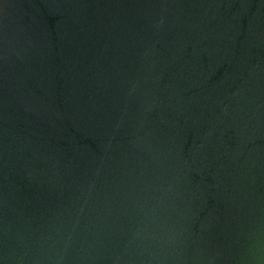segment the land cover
Here are the masks:
<instances>
[{
    "label": "water",
    "instance_id": "1",
    "mask_svg": "<svg viewBox=\"0 0 264 264\" xmlns=\"http://www.w3.org/2000/svg\"><path fill=\"white\" fill-rule=\"evenodd\" d=\"M0 264H264V0H0Z\"/></svg>",
    "mask_w": 264,
    "mask_h": 264
}]
</instances>
